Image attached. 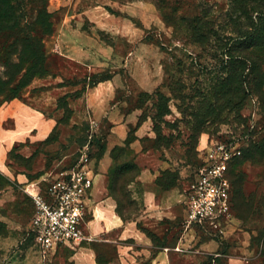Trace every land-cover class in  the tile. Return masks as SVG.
Masks as SVG:
<instances>
[{
	"label": "rangeland",
	"instance_id": "1",
	"mask_svg": "<svg viewBox=\"0 0 264 264\" xmlns=\"http://www.w3.org/2000/svg\"><path fill=\"white\" fill-rule=\"evenodd\" d=\"M15 1L18 28L0 37L1 76L35 75L22 95H40L55 85L33 90L34 82L59 75L60 87L68 92L42 99L39 106L52 115L57 100L58 122L50 138L30 146L31 159L13 157L19 168L55 176L74 164L78 149L93 134V140L99 139L93 150L95 176L106 177L105 196L134 229L155 240L141 226L153 175L155 189L176 199L172 212L180 211L182 228L192 230L195 241H214L219 251L231 248L233 255L263 264L264 158L240 160L234 168L231 217L219 230L187 229L185 220L186 196L206 142L236 138L249 150L264 144V31L253 43L248 39L256 32V11L264 0H67L66 6L59 0ZM60 36L69 57L50 53ZM34 47L42 53L36 66ZM113 81L111 105L103 107L97 95L90 104L81 100L87 90L110 87ZM17 85L1 78L0 108ZM116 109L124 121L113 124L107 116ZM21 214L23 230L14 249H28L31 264H50L55 251L44 254L33 243V204L27 195ZM73 248L62 249L68 255ZM14 249L0 253V264L15 256Z\"/></svg>",
	"mask_w": 264,
	"mask_h": 264
},
{
	"label": "crops",
	"instance_id": "2",
	"mask_svg": "<svg viewBox=\"0 0 264 264\" xmlns=\"http://www.w3.org/2000/svg\"><path fill=\"white\" fill-rule=\"evenodd\" d=\"M58 2L59 6L69 4L67 0ZM67 26L68 23L65 22L62 29ZM66 42L63 37H58L50 53L69 57L65 51V45H68ZM59 79H62L59 75H50L47 79L35 81L31 87L33 90L52 84L55 87L41 92L40 95L27 92L21 99H14L0 108V173L8 181L7 186L0 190V222L4 223L7 229L5 235H0V253L3 256L7 255L10 249H14L19 232L23 230L24 218L21 208L25 195L29 197L26 189L37 183L45 186L43 179L49 175L53 176L52 173L43 172L39 168H19L10 153L18 146L16 154L29 160L33 156L30 146L50 137L58 122L57 100L55 99L53 115L39 104L46 95H53L54 92L61 96L68 94L64 92L66 87H60L59 82L63 80ZM113 82L110 87L102 85L103 87L97 86L87 90L81 100L86 98L90 104L92 96L97 95V102L103 107L111 105L117 88L115 81ZM26 97L33 102L25 101ZM107 119L113 124L120 123L124 121V115H121L118 109L111 110ZM143 178L141 176L142 180ZM154 178L152 175L144 198V214L141 216L144 223L141 226L146 227L155 240L138 228L134 229V223L125 221L117 214L115 205L105 196L106 177L98 175L95 176L93 192L87 201L91 218L86 220L83 226L86 239L74 244L68 255L63 252L62 248L65 246H61L52 254L54 257L50 264H66L67 260L73 264H255L246 255H233L231 248L228 251H219V245L214 241H195L196 236L191 235L192 230L189 233L183 230L184 222L180 211L172 212L176 199L162 195L155 189ZM13 253L17 257H11L7 264H31L28 249L17 248Z\"/></svg>",
	"mask_w": 264,
	"mask_h": 264
},
{
	"label": "built area",
	"instance_id": "3",
	"mask_svg": "<svg viewBox=\"0 0 264 264\" xmlns=\"http://www.w3.org/2000/svg\"><path fill=\"white\" fill-rule=\"evenodd\" d=\"M93 142L91 134L78 149L74 164L55 176L45 177V186L37 183L26 189L34 205L30 234L44 254L86 239L83 226L95 180ZM243 149V143L236 138L206 142L200 149L202 165L186 196L187 229L198 226L219 230L230 219V168Z\"/></svg>",
	"mask_w": 264,
	"mask_h": 264
},
{
	"label": "trees",
	"instance_id": "4",
	"mask_svg": "<svg viewBox=\"0 0 264 264\" xmlns=\"http://www.w3.org/2000/svg\"><path fill=\"white\" fill-rule=\"evenodd\" d=\"M264 3V2H263ZM16 6H17V2L15 0H0V37H2L6 31L12 32L14 33L18 26V16H17V10H16ZM259 11H256L258 13V23L256 24L255 28V34H251L248 36V39L251 40V43H253V41H256L262 31H264V7L263 9H258ZM13 26H10V25ZM257 33V34H256ZM16 39V38H14ZM17 40V39H16ZM16 49V53H18V48L20 47L19 44H15ZM32 57L31 60L33 61V63L35 64V66L41 63L42 61V53L39 52V49H35L32 52ZM17 55V54H16ZM29 74V73H27ZM35 75L30 76L28 75L27 77H25V73L23 75H20V73L16 76L13 77V75L11 73H3V75L1 76L0 73V80L2 79H7L10 81L11 85L14 83L16 84L17 82H19V85H17V87L15 88V90L13 89V94L12 96L5 98V102L7 101H12L14 99H21L22 98V92L31 85V82L35 79ZM22 78H24L22 80ZM0 97H2V95L0 94ZM2 102H0L1 105ZM63 109H66V107H63ZM50 138V137H49ZM99 144V139L98 140H94L93 142V150L95 145ZM83 145V144H82ZM18 146H15L14 149L11 151L10 156L13 158L15 157H20L16 154V150H17ZM94 151H92V158L95 159V161L97 160L96 157H94ZM263 159L264 158V144L261 147H257L254 148L252 150L249 149H243V154L240 158H238L233 165L230 168V180L232 183V186L234 188V177H235V167L237 166V164L239 163L240 160L243 161H256L257 159ZM0 179L3 181V183H0V190L5 188L8 184V181L6 180V178H4L2 176V174L0 173ZM238 181V180H237ZM236 182V181H235ZM240 183V181H239ZM240 186V185H239ZM240 188V187H239ZM239 193L242 194V187L241 189H239L238 191ZM7 233V229L5 226V232L0 234V235H5ZM264 235V234H263ZM262 256H263V264H264V245L262 247Z\"/></svg>",
	"mask_w": 264,
	"mask_h": 264
}]
</instances>
